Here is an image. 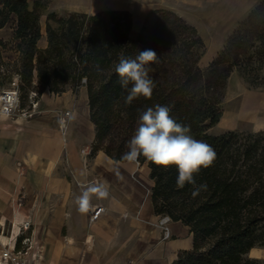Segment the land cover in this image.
Instances as JSON below:
<instances>
[{
	"label": "trees",
	"instance_id": "16d2710c",
	"mask_svg": "<svg viewBox=\"0 0 264 264\" xmlns=\"http://www.w3.org/2000/svg\"><path fill=\"white\" fill-rule=\"evenodd\" d=\"M48 4L49 0H0V28L14 22L11 47L7 49L8 42L0 39V48L17 54L4 62L0 51V66L7 70H0V78L10 81L17 74L23 90L32 87L36 77L38 96L45 88L60 94L85 85L95 131L91 152L100 149L116 161L128 151L140 113L168 106L177 122L190 126L194 139L216 152L214 164L195 175L196 184L183 188L177 187L175 166L158 167L143 156L137 160L147 164L153 180L154 213L181 221L192 235L191 248L180 250L170 264H264V259L248 256L252 248L264 247V130L207 132L222 113L220 103L232 70L225 56L219 54L206 70L200 69L192 56L201 39L173 11L159 8L148 12L143 32L135 39L130 37L132 15L127 10L49 11L47 45L39 48L40 17ZM190 29L194 32L187 37ZM256 30L264 50L260 36L264 21ZM147 49L156 52V62L169 68L160 71L148 65L155 84L151 98L141 96L127 104L115 67L122 56L135 58ZM164 52L165 59L160 57ZM261 52L258 59H264ZM201 184L207 185L206 190L193 196Z\"/></svg>",
	"mask_w": 264,
	"mask_h": 264
},
{
	"label": "crops",
	"instance_id": "0c3cea01",
	"mask_svg": "<svg viewBox=\"0 0 264 264\" xmlns=\"http://www.w3.org/2000/svg\"><path fill=\"white\" fill-rule=\"evenodd\" d=\"M90 1L89 5L81 0L57 1L61 5H48L41 17L45 21L49 11L127 10L132 30H139L151 9L165 8L185 18L191 10L188 5H199L196 0H139L118 6L114 5L118 0ZM209 1L201 5H210ZM220 5L241 4L220 0ZM11 22L0 28V38L12 36ZM6 27L8 36L3 33ZM46 45V32L41 30L37 46ZM239 102L236 110L222 114L217 124L222 131L245 130ZM37 103L27 115L0 116V218L12 219L0 222L2 232L10 228L13 237H27L39 255L38 264H170L180 250L191 248L192 235L181 221L169 218L159 223L146 163L116 161L100 149L91 152L95 131L84 86L61 94L45 88ZM260 106L254 113L260 120L247 127L249 131L264 130V104ZM93 184L104 186L107 195L93 196L89 210L81 212L76 198ZM24 223L27 230L21 229ZM6 239L5 235L2 240Z\"/></svg>",
	"mask_w": 264,
	"mask_h": 264
},
{
	"label": "rangeland",
	"instance_id": "374dc122",
	"mask_svg": "<svg viewBox=\"0 0 264 264\" xmlns=\"http://www.w3.org/2000/svg\"><path fill=\"white\" fill-rule=\"evenodd\" d=\"M57 1L63 0H49L48 5H61L58 4ZM133 1L139 0H118L114 5H131ZM204 1L209 0H196L197 4L199 5H188L191 10L190 12H187L185 18H182L175 12L174 13L179 16L189 27H191L195 31L196 36L201 39L202 44L200 46L197 45V48L193 50L192 56L194 59H197L196 64L200 69L206 70L210 66L211 62L214 61L215 58L221 53L225 56V59H227L228 65L232 67V70L226 80V87L223 91L222 101L220 103V108L222 110L221 116L222 114H225L227 110H236L237 104L240 101L239 103L241 104L239 108L243 116L241 120L243 121L244 119V122H246L244 125L245 130L240 128H236L235 130L249 131L247 130V127L255 125L257 123L256 120H260V114L254 118V113H259V109L263 107L260 105L264 104V59H258V54L261 52V50L263 51V56L261 57H264V50L260 44L259 34H257L256 30L264 21V0H229L230 3L239 1L241 5H220V0H212L210 5H201V2ZM81 2L85 3L83 5H89L91 3L90 0H81ZM30 3H32V0H30ZM70 5H77V3H71ZM98 6L102 7L103 5ZM180 7L185 9L187 6L180 5ZM94 8L97 7L95 6ZM51 23L53 24V21ZM10 24H12V22H8L7 26ZM143 26L144 22L139 30H132L131 28L130 37L135 39L137 35H140L143 32ZM10 27L13 29L12 36L5 39L0 38L3 41L8 42L7 49L11 47L10 43L14 33V27L12 25ZM40 27L41 30L46 32V20L44 21L43 17L40 18ZM8 28L9 27H6L3 30V33H5L6 36H8L10 33V29ZM192 29L186 32L188 34L187 37L192 36V33L194 32ZM261 35L264 37V32L263 34H260V36ZM191 41H193V37ZM256 41H259V45L255 43ZM236 47L239 48L236 49ZM234 48L236 50H234ZM0 51L2 53L4 62H7L8 59L13 60V58L10 57L12 53H14L13 51L3 50L2 48H0ZM160 57L165 59L168 57V53L166 54V52H164L162 55H160ZM238 58L240 59L239 63L235 62V60ZM179 63L182 66V63ZM4 66L5 65L0 66V70L6 73L7 70H5ZM149 66L152 69H159L160 71L169 68L166 63L158 62L151 63ZM224 67L225 65L221 66L220 68L222 69ZM242 75H245V78H243ZM207 76L209 78L213 77L210 75ZM258 76L259 78H257ZM253 77H255L256 80H252ZM230 81L231 83H229ZM8 83L9 81L7 79L2 80L0 78V91L3 88H6ZM31 85L32 87H29V89L27 88L20 90L19 104L15 112L16 114H21L22 111L29 112L31 110L32 107L29 93L30 89L35 91L37 90V87H39L36 77H34L33 83ZM81 86L86 88L85 85ZM220 91L218 90V93ZM38 97H40V95ZM0 116L5 117L2 115ZM220 118L216 125L207 129V132L214 135L224 132L221 130L220 126L217 125L220 122ZM10 220L12 219L0 218V222H9ZM9 229L10 228H8V230ZM21 229H23L22 225ZM2 230L3 227L0 226V239H2ZM8 230H5L6 238H10V240H12L14 237ZM17 242L19 247L24 246V244L21 243L20 235L17 236ZM248 256H252V258L261 257L260 259H264V247L252 248L249 251Z\"/></svg>",
	"mask_w": 264,
	"mask_h": 264
},
{
	"label": "clouds",
	"instance_id": "9594fccd",
	"mask_svg": "<svg viewBox=\"0 0 264 264\" xmlns=\"http://www.w3.org/2000/svg\"><path fill=\"white\" fill-rule=\"evenodd\" d=\"M259 45V41L255 42ZM157 61V54L151 49L139 52L135 58L121 57L115 67L121 88L127 92L125 102L131 104L138 97L150 99L155 84L149 77L151 63ZM168 106L156 105L143 110L138 119V126L127 144L128 151L122 159L131 163L143 156L158 167L175 166L178 169L177 187L185 184L195 185V175L202 168L211 167L216 160L213 147L204 141L194 139L186 126L170 115ZM207 185L195 187L193 196ZM107 190L102 185H88L76 198L79 211L87 212L93 196L105 197Z\"/></svg>",
	"mask_w": 264,
	"mask_h": 264
},
{
	"label": "built area",
	"instance_id": "2783aa9c",
	"mask_svg": "<svg viewBox=\"0 0 264 264\" xmlns=\"http://www.w3.org/2000/svg\"><path fill=\"white\" fill-rule=\"evenodd\" d=\"M20 78L17 74L13 75L6 88L0 91V115L9 117L16 112L19 104L20 90H19ZM31 99V107L34 109L37 107L38 94L36 91L31 90L29 93ZM29 112L22 111V115H27ZM68 114V111L64 115ZM65 118H60L61 127L65 124ZM85 149L82 150L84 152ZM86 154V153H85ZM137 163H139L137 161ZM103 210L102 207H98V211ZM169 220L168 216H162L159 219V223L163 224ZM24 230L28 229L27 224L22 225ZM164 235L167 237L168 231L164 229ZM29 239L27 237L21 238L22 247H17V237H14L7 245L3 243L0 247V264H38L39 255L32 248L30 244H27Z\"/></svg>",
	"mask_w": 264,
	"mask_h": 264
},
{
	"label": "bare ground",
	"instance_id": "6f19581e",
	"mask_svg": "<svg viewBox=\"0 0 264 264\" xmlns=\"http://www.w3.org/2000/svg\"><path fill=\"white\" fill-rule=\"evenodd\" d=\"M110 1V0H109ZM113 1V0H112ZM115 1V0H114ZM117 1V0H116ZM168 221V220H167ZM1 237H2V239L5 237V232H2V234H1ZM0 240V246H2L3 245V243H5L6 245L8 244V243H10L11 242V240H10V238H8L6 241H3V240Z\"/></svg>",
	"mask_w": 264,
	"mask_h": 264
},
{
	"label": "water",
	"instance_id": "95a60500",
	"mask_svg": "<svg viewBox=\"0 0 264 264\" xmlns=\"http://www.w3.org/2000/svg\"><path fill=\"white\" fill-rule=\"evenodd\" d=\"M249 254V253H248ZM250 256V255H249ZM252 257V256H251ZM256 258H261V257H256Z\"/></svg>",
	"mask_w": 264,
	"mask_h": 264
}]
</instances>
